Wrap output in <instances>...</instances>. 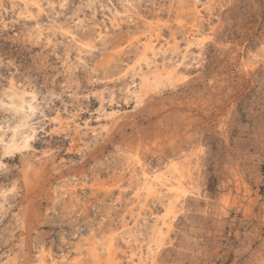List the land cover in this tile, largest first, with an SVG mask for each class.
Instances as JSON below:
<instances>
[{
  "label": "rangeland",
  "instance_id": "374dc122",
  "mask_svg": "<svg viewBox=\"0 0 264 264\" xmlns=\"http://www.w3.org/2000/svg\"><path fill=\"white\" fill-rule=\"evenodd\" d=\"M0 264H264V0H0Z\"/></svg>",
  "mask_w": 264,
  "mask_h": 264
},
{
  "label": "bare ground",
  "instance_id": "6f19581e",
  "mask_svg": "<svg viewBox=\"0 0 264 264\" xmlns=\"http://www.w3.org/2000/svg\"><path fill=\"white\" fill-rule=\"evenodd\" d=\"M157 75L160 77V80L161 81H174L177 79V77L172 73L171 70L169 71H160V72H157ZM155 76V75H154ZM157 77V76H156ZM151 81V80H150ZM147 81L145 78H142V86H141V91L143 90L144 86L146 85ZM149 83V82H148ZM147 86V85H146ZM145 86V87H146ZM139 88V86H138ZM144 91V90H143ZM139 93V92H137ZM135 94V92H134ZM144 94V93H143ZM139 98V97H138ZM24 105V104H23ZM28 137V136H27ZM29 141V140H28Z\"/></svg>",
  "mask_w": 264,
  "mask_h": 264
}]
</instances>
